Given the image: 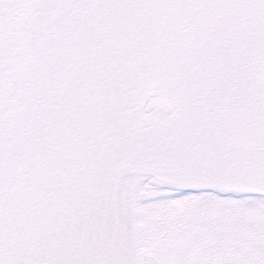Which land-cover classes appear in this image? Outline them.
I'll list each match as a JSON object with an SVG mask.
<instances>
[{"label":"snow or ice","instance_id":"snow-or-ice-1","mask_svg":"<svg viewBox=\"0 0 264 264\" xmlns=\"http://www.w3.org/2000/svg\"><path fill=\"white\" fill-rule=\"evenodd\" d=\"M0 264H264V0H0Z\"/></svg>","mask_w":264,"mask_h":264}]
</instances>
